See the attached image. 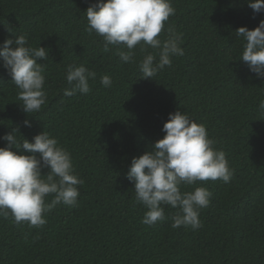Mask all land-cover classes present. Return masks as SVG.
<instances>
[{"label":"trees","instance_id":"obj_1","mask_svg":"<svg viewBox=\"0 0 264 264\" xmlns=\"http://www.w3.org/2000/svg\"><path fill=\"white\" fill-rule=\"evenodd\" d=\"M96 2L0 0V46L25 34L28 46L48 49V58L38 59L47 103L34 114L23 111L0 57V147L13 129L18 141L30 142L47 131L70 152L83 180L77 206H55L42 227L18 225L11 213L0 217V264H264V77L240 59L245 41L236 35L241 26L257 27L264 12H254L247 0H171L175 14L160 38L169 27L182 34L184 55L154 78H142L140 45L135 62L124 63L123 45L104 52L103 38L87 30L85 11ZM70 64L96 72L91 92L64 95ZM105 74L110 87L100 82ZM177 110L206 126L233 171L228 183L181 187L211 192L196 230L173 229L177 209L169 205H162L163 221L142 223L148 209L127 179L132 158L163 138V124Z\"/></svg>","mask_w":264,"mask_h":264},{"label":"clouds","instance_id":"obj_2","mask_svg":"<svg viewBox=\"0 0 264 264\" xmlns=\"http://www.w3.org/2000/svg\"><path fill=\"white\" fill-rule=\"evenodd\" d=\"M254 12H264V0H247ZM89 33L103 38V51L110 46L123 45L126 51L118 52L124 63H133L135 49L146 53L138 67L142 78H154L157 73L171 66L172 57L183 56L182 34L167 29L165 39L160 38L165 22L175 14L171 0H97L86 9ZM236 35L245 41L242 59L257 77H264V20L254 29L241 26ZM156 50L148 52V48ZM3 67L11 81L19 89L18 100L27 114L37 113L47 103L45 76L38 59L48 58L43 46H28L25 34L6 38L0 46ZM96 72L84 64L67 67L66 97L91 92L89 80H95ZM100 82L111 86V78L105 74ZM259 107L264 109V100ZM24 126L31 127L30 121ZM6 133L2 139L7 143L0 147V217L11 213L16 224L28 222L31 227L47 223L44 213L55 206H77L78 185L83 180L75 174L71 154L47 131L18 141L15 131ZM165 133L150 150L133 157L127 179L134 183L135 198L148 209L142 223L154 225L165 219L162 205L177 209L172 217L173 229L190 226L202 227L200 210L210 203L211 192L204 186L194 191H181L182 186L195 185L197 181L222 180L230 182L233 171L223 150L214 147L215 141L208 135L206 126L197 123L184 111L169 113L163 124ZM17 149L19 151H15ZM47 168L46 174L41 169ZM53 195L50 202L46 197Z\"/></svg>","mask_w":264,"mask_h":264}]
</instances>
